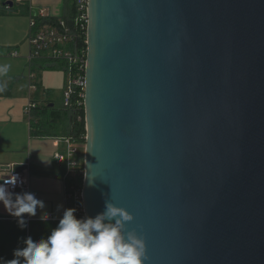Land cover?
Returning <instances> with one entry per match:
<instances>
[{
  "label": "water",
  "instance_id": "water-1",
  "mask_svg": "<svg viewBox=\"0 0 264 264\" xmlns=\"http://www.w3.org/2000/svg\"><path fill=\"white\" fill-rule=\"evenodd\" d=\"M88 13L86 216L127 210L149 264H264V0Z\"/></svg>",
  "mask_w": 264,
  "mask_h": 264
},
{
  "label": "crops",
  "instance_id": "crops-1",
  "mask_svg": "<svg viewBox=\"0 0 264 264\" xmlns=\"http://www.w3.org/2000/svg\"><path fill=\"white\" fill-rule=\"evenodd\" d=\"M70 2L71 0H26L16 4L14 2L15 6L28 4L27 9L26 6H21V10L15 13L5 12L0 5V181L12 172L24 174L29 187L15 193L32 192L38 199H44L50 217L48 222L42 223L38 210L37 216L28 219L27 227L21 230L16 219L0 205V225L7 224L11 228L9 233L6 232L9 234V241L0 245V257L6 260L13 259V250L17 248L20 233L24 234L26 239L35 231V240H40L46 227H57L63 210L68 208L66 188L69 184V170L66 164L58 162L55 158L57 152L65 153L66 147L63 143H56L55 138L38 137L34 134L32 121L36 112L34 110L30 113L27 108L33 103L40 107L47 104L50 107L56 106L50 90L45 89L43 97L39 99L35 97L36 89L32 86L42 85V71L51 68L64 70L62 64L56 65L46 60L30 63V14L45 9L55 18L72 17L74 11ZM38 77L41 79L39 83L36 82ZM66 85L67 80L65 87ZM62 106L63 93L59 108ZM55 126L58 139L69 137L66 120ZM58 205L63 207L58 209ZM2 262L0 261V264Z\"/></svg>",
  "mask_w": 264,
  "mask_h": 264
},
{
  "label": "clouds",
  "instance_id": "clouds-1",
  "mask_svg": "<svg viewBox=\"0 0 264 264\" xmlns=\"http://www.w3.org/2000/svg\"><path fill=\"white\" fill-rule=\"evenodd\" d=\"M8 183L15 186L17 178L0 183V205L16 219L21 230L27 227L28 219L37 216L38 210L41 222H48L44 199H38L32 192L14 193L7 187ZM75 213V208L64 209L57 227L47 238L35 240L28 236L23 239L22 247L13 250V259L0 257V261L3 264H149L145 238L136 229L128 228L134 217L127 210L106 201L105 210L95 217L78 219Z\"/></svg>",
  "mask_w": 264,
  "mask_h": 264
},
{
  "label": "built area",
  "instance_id": "built-area-1",
  "mask_svg": "<svg viewBox=\"0 0 264 264\" xmlns=\"http://www.w3.org/2000/svg\"><path fill=\"white\" fill-rule=\"evenodd\" d=\"M23 3L26 0H13ZM89 0H73L74 15L69 18H55L48 14L45 9L31 12L30 14V63L37 60H46L50 63L63 65L68 75L67 85L63 91V107L84 109L86 97V68H87V31L89 24L88 13ZM18 53L16 52V55ZM52 66V65H51ZM36 89L35 86H32ZM36 103L28 106V112L34 111ZM85 120V119H84ZM86 125V124H85ZM56 139V143H63L66 147L65 153L57 152L55 158L58 162L66 164L69 170L68 177L84 176V154L82 149L84 143L75 141L72 137ZM83 164V170L81 167ZM17 178L13 186L7 184L9 190L14 193L20 189H27L28 180L20 172H12L0 183ZM84 179V178H83ZM22 181V183H21ZM82 189L75 185H68L66 197L68 208L76 209L78 219L86 217L82 199Z\"/></svg>",
  "mask_w": 264,
  "mask_h": 264
},
{
  "label": "trees",
  "instance_id": "trees-1",
  "mask_svg": "<svg viewBox=\"0 0 264 264\" xmlns=\"http://www.w3.org/2000/svg\"><path fill=\"white\" fill-rule=\"evenodd\" d=\"M10 0H0V5L3 7L5 12L8 13H15L21 10V6L28 8V4H19V6L13 5L12 7L5 5V3ZM71 6L73 7V0H71ZM16 4V2H15ZM74 11V10H73ZM71 18L68 17L66 19ZM45 61V60H43ZM49 93V92H48ZM50 94V93H49ZM51 96V95H50ZM36 114L34 113L32 127L34 128V134L38 137H51L57 138L56 133V124L61 122L62 120H66L68 123V133L69 137L75 139V141L83 144L86 141V125H85V113L84 109H77V108H57L56 106L50 107L47 105H42L41 107L38 106L34 109ZM32 117V116H31ZM83 170V164L81 167ZM83 174L79 176H71L68 177V185H75L77 188L82 189L83 181H84Z\"/></svg>",
  "mask_w": 264,
  "mask_h": 264
},
{
  "label": "rangeland",
  "instance_id": "rangeland-1",
  "mask_svg": "<svg viewBox=\"0 0 264 264\" xmlns=\"http://www.w3.org/2000/svg\"><path fill=\"white\" fill-rule=\"evenodd\" d=\"M67 79H68L67 73L64 70H61L59 68H51V69H46V70L42 71V80L39 77L36 78V82L39 83L41 80L42 85L39 86L37 84V86H36L37 88L34 91L35 97L41 99L43 97V91L45 89L50 90L52 92L51 98L53 99L57 108H59L60 103H61V96H62L63 91L65 90L64 87H65V82ZM84 150H85V143H84V147L82 149L83 154H84ZM0 226H1L0 227V245H4V244H6V242L9 241V238H8L9 234L7 235L6 232L9 233L11 228L7 224H2ZM52 229H54V228L46 227L45 231H44V235H42V238H47V236L50 235V232L52 231ZM18 234H19V231H18L17 235ZM31 237H33V239H37V237L35 236V231H33V234ZM23 239H24V234L20 233L18 236V240H17V247L23 246V242H22ZM14 240L12 242H14ZM0 254H1V252H0ZM2 264H3V262H2Z\"/></svg>",
  "mask_w": 264,
  "mask_h": 264
}]
</instances>
